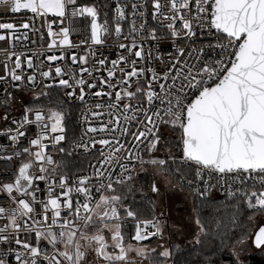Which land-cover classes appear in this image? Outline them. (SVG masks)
Here are the masks:
<instances>
[{
	"label": "snow or ice",
	"instance_id": "obj_1",
	"mask_svg": "<svg viewBox=\"0 0 264 264\" xmlns=\"http://www.w3.org/2000/svg\"><path fill=\"white\" fill-rule=\"evenodd\" d=\"M75 0H11L10 9L12 13H17L22 9L28 10L31 13L40 15L53 13L57 17H64L66 12V5H74ZM157 11L160 5H154ZM194 7V11H193ZM133 13H135L137 5H132ZM171 9L179 12V9L188 10L187 15L179 16V27L176 26L177 16L171 17L163 15L164 21H171L166 24L170 35L174 38L186 37L192 42L196 43L197 33L202 37L207 35L214 39L207 44L200 47H191L187 53L184 48H177V56L170 60V67H167L161 75H157L151 68L148 72L151 77L147 79V88L140 85L139 77L144 75L143 68L137 69L134 65L136 61L131 63L133 67L131 71H124V68H119L123 72V79L117 80L113 83L114 73L120 61H124L127 66L128 61L124 56H120L118 60L111 61L112 68L107 70V79H100L101 90L94 93L90 92L94 98L112 97V92L103 91V85L107 83L109 89L120 87L119 91H115L114 100L109 101L107 105L96 103L95 109H103L104 111H92L90 114L100 119L102 115L107 113L112 117L107 123H100L98 127L88 126L83 130L79 142L73 141V148H84L85 151L89 147H94L96 144L101 146V156L104 159L99 163L104 171L99 168L95 169L94 175L99 178L95 190L99 193V199L96 201L94 208L90 207V201L93 199L92 185L88 184V177L79 178V187H76V181L73 180V186L66 185V175L62 174L59 177V185L61 189H66L62 195L66 199L62 202L63 207L68 209V215L73 217L70 221L67 218L63 220V224H58L57 218L61 216V202L58 198H52L53 184L49 180L55 181V172L57 169L64 168L63 160H54L51 153L45 151L46 145L42 143L44 140H51L54 148L61 154H65V148H56L60 142L66 141L65 128L63 126L64 115L61 111L49 107L47 116H45L41 109L24 108V115L21 120H12L13 124L17 125L15 134L12 129H6L0 135H7L8 139L15 145L20 137L25 136V131H22L24 125L35 124L37 132L35 138H29L30 146L37 148L36 151H31L30 147H25L14 153L15 156L27 154L30 158L27 162L22 161L18 167V174L15 176L14 182H5L0 184V192L5 193L7 197L17 204L9 214H6V208L0 206V219L6 221L3 227H0V264H7L6 257L14 253L17 264H29V261L24 259L25 253L17 251L12 247V242L20 245L25 249L31 257L30 264H39L37 257L40 254V247H33L29 243H23L18 238L19 233L23 227L24 231L35 230V238L37 244L43 236L48 244L55 248L56 244L62 243L65 250L59 252V255L64 258L66 264H82L85 253L82 252L81 244L75 240L76 232L70 229L72 227L79 228L82 221L84 228L87 229L92 221L91 213L103 209L104 216L100 217V222H103L104 217H116L117 208L115 205L121 204L123 199L127 198V192H131L132 188L128 187L127 192L122 194L116 193L114 185L126 186L132 179V174L136 169V164L140 165V170H144V165H152L159 167L162 172L168 175L178 176L181 185L187 184L192 192L198 196L204 197L213 189L219 188L227 192L229 199L237 201L233 207L240 212V203L246 205L247 209L255 210L252 215L248 216L249 220L253 219L256 212H264V191L257 194L249 188L248 181L253 182L254 187L259 183L264 187V0H173ZM116 11L119 13L117 22L115 24V35L117 38L122 33V28L119 21L124 20L125 13L121 10L119 3ZM92 18L91 21V41L94 44H102L101 33L107 31L102 29L97 24L96 10L92 7L73 8L72 15H85ZM153 19L157 18V13L153 12ZM143 16V13H140ZM136 21H132L131 33L139 34V30L135 27ZM165 25H161L164 27ZM12 23H0V29H14ZM27 28L28 25L24 24ZM141 29L145 26L141 24ZM215 29V32L212 30ZM64 38L60 41L62 45H68L69 31L67 28H61ZM49 35H52L51 31ZM11 37V32H9ZM148 38L156 40L155 30L148 33ZM5 37L0 35V40ZM127 39V37H126ZM52 45H49L51 47ZM121 49H127L128 52H133L134 48H142L137 45L133 38L132 44L126 45L120 43L118 45ZM205 49L211 50L213 53L208 56ZM219 50V51H217ZM134 56L143 59L142 51L136 50ZM205 56H208L205 59ZM183 57V58H181ZM150 58V57H149ZM58 57L55 55L47 56L48 61H55ZM63 59V55L59 57ZM72 63H75L77 57H71ZM81 64L85 62V57L80 56ZM100 65L105 64L104 59L96 61ZM28 67H33L31 58H27ZM21 67L19 55L16 57L15 68ZM15 68L11 71V81H20V84L13 85L19 89L24 86L25 82L21 75H18ZM81 72L87 69L81 68ZM5 72H7V65H5ZM56 76H62V69L57 67L55 69ZM91 76V72L88 73ZM44 78H50L49 72L41 73ZM137 77V85L135 90H129L122 87V85H129L131 87L130 78ZM5 77L0 76V81H4ZM35 76H27V83L35 86ZM159 84V91L154 90V85ZM75 86L80 87L79 96L76 99L81 103L85 102V80L76 79ZM74 85L67 79L61 78L58 86L62 88H74ZM54 85L45 84V88H51ZM86 87L91 90L96 87L95 83H88ZM40 95H47V93H40L34 96V100H38ZM64 95L72 98L75 95L74 91H67ZM138 95L146 97V105H133L128 101L135 99ZM12 99L11 93H7L0 104L7 105ZM123 103L124 124L120 122V118L109 109L118 108L121 101ZM34 114V120H29L28 113ZM129 112L134 115H129ZM142 117V118H141ZM87 119V113L84 116ZM4 119H7V113ZM137 121L136 127L139 128L141 124L147 128V131L139 130L131 132L133 137L132 143L139 149V144L135 142L144 143L141 137L147 140L144 150L149 155L147 160L138 152H131L130 157H125L128 163H120L119 160H113L111 152L105 151V146L113 152H123L126 145L122 137L129 134V128L125 124ZM147 121V124L144 122ZM152 127H148V125ZM171 126L172 130L177 128L180 130V147L182 155L177 159L169 151L167 159L152 156L154 150L157 148V143L161 140V135H157L160 130V125ZM54 133V136H49ZM106 133L109 138L95 139L89 137L86 141L84 136L87 133ZM118 133V134H117ZM149 134H151L149 136ZM131 151V150H129ZM71 155V151L67 152ZM8 159L12 157H6ZM169 162L174 167H169ZM111 167H105V165ZM36 166L41 175H34L30 169ZM47 166H52L51 168ZM119 167L120 171L114 174L115 168ZM35 181H44L45 190L48 193L46 203L39 202L35 192L40 189L38 186L33 188ZM167 183V180L165 181ZM201 187L203 191H201ZM150 191L159 195L160 189L156 182L150 185ZM15 192V196L13 193ZM76 192L83 197V202L77 199L75 206H73L69 196L70 193ZM104 192L112 193L105 195ZM25 197H31V204L26 201ZM41 203L43 212L47 213L51 208L52 225H57L60 228L59 232H54L49 227L46 233H42L35 229V225L40 223L35 216H30L34 211L32 204ZM111 207L109 213L108 209ZM127 217H135L134 211L127 206H124ZM155 209L153 208V211ZM82 212L86 215H82ZM195 212V209H194ZM37 215H41L39 211ZM28 217L33 220L31 228L27 223H23V218ZM47 216L44 217L47 220ZM155 218V217H154ZM75 222V224H74ZM233 225L236 223V214L233 215ZM146 226L152 221H144ZM160 222L157 220L156 231L148 232L147 235L143 233L139 226L136 228L134 239L137 242L146 240L148 236H160L162 234L161 227L158 226ZM195 224L197 232L194 236V243L200 244V234H206V229L201 223L199 214H196ZM219 224V222H217ZM11 230V231H10ZM16 233V237L12 236ZM81 239L85 242L89 240L95 241L98 245L95 248L97 255H102L106 261L113 262V264H129L127 253L134 251L137 256L147 258L150 251L154 249H147L146 246H137L133 248L128 245L125 248L123 243V236L119 231V225L113 232L112 240L114 247L119 249L118 254H109L105 251L107 244L103 235L95 234L89 237L81 230ZM242 242V241H241ZM254 245L259 248L264 246V226H260L254 236ZM75 246V256L68 249ZM179 248V245H176ZM172 252L169 248H164L158 253V257L163 260H150V264H170L169 258ZM54 259V258H53ZM44 260H49L48 256ZM55 264H61L56 261Z\"/></svg>",
	"mask_w": 264,
	"mask_h": 264
},
{
	"label": "built area",
	"instance_id": "obj_2",
	"mask_svg": "<svg viewBox=\"0 0 264 264\" xmlns=\"http://www.w3.org/2000/svg\"><path fill=\"white\" fill-rule=\"evenodd\" d=\"M173 0H110L112 6V17H113V26H110L108 23H101L98 17V13L96 15L97 24L101 26L102 29L106 28L107 31L101 33V39L103 40L102 44H94L91 41V21L92 18L85 15H72L73 8H83L77 4L74 5H66V12L64 17H57L55 14L47 13V14H34L28 10L22 9L17 13H12L10 9L11 0H0V23H12L15 27L12 30L8 29H0V35L5 37L4 40H0V76L5 77L4 81H0V100H3L6 97L7 93H11L12 99L14 98L13 90L17 89L13 85L20 84V81H11V71L15 68L16 57L19 55L21 61V67L15 68V71L18 75L22 76L25 84L19 90L23 92L30 93L34 96L41 93L42 89H47L44 87L45 84L54 85L53 87L60 89V96L62 100L69 104L79 105V111L77 116V138L75 141L79 142V138L81 137L83 130L88 126L98 127L100 123H107L112 117L105 113L97 119L95 116L90 114L89 109L92 111H101L103 109H95L94 105L96 103H102L107 105L111 100H114V93L115 91H119L120 87L115 89H109L107 87V83L103 85V91L112 92V97H101V98H94L89 93L96 92L101 90V85L99 83L100 79H107V70L112 68L111 61L118 60L120 56H124L128 61L127 66H125L124 61H120L119 65L117 66V70L114 73V78L112 80L113 83H116L117 80L123 79V72L119 71V68H124V71H131L133 67L132 61L135 60L136 64L134 65L137 69L143 68L145 70L144 75L139 77L140 85L143 88H147V79L151 77V73L148 72V68H151L157 75H161L164 71H166L167 67H170L171 64L169 63L170 60H173L174 57L177 56V48H184L185 53L195 46L200 47L204 44L209 43L214 38L209 37L207 35L200 36L197 33V39L195 45L192 44L190 40L186 37H177L175 38V44L173 43L174 38L170 35L169 30L166 27V24L171 22L164 21L163 15H167L169 17L176 15L177 21L176 26L179 27L180 15H187L188 10L186 9H179V12L171 9V4ZM177 2H181V0H177ZM119 3L121 10L125 13L124 20L119 21L120 26L122 28L121 35L117 38L115 35V24L117 22L119 13L116 11L117 4ZM137 5L135 13H133V4ZM159 4L160 8L157 11L155 8V4ZM192 3V0H190ZM84 7H92V6H84ZM94 8V7H92ZM194 11V7H193ZM153 12L157 13V18L153 19ZM140 13H143V16H140ZM135 20L136 24L135 27L139 30V34L131 33L130 29L132 27V21ZM24 24H27L28 27H23ZM141 24L145 27L141 29ZM161 25H165L161 27ZM61 28H67L69 31L68 45H62L60 41L64 38L63 33L61 32ZM155 30V35L157 37L156 40L148 38V33L151 30ZM51 31L52 35H49ZM215 32V29L212 30ZM9 32H11V37H9ZM127 37V39H126ZM133 38L136 40L137 45L142 44V48H134L133 52H128L127 49H121L118 47L120 43H124L126 45L132 44ZM49 45H52L49 47ZM136 50H141L143 59L141 60L138 57L134 56V52ZM208 53V56H211L213 53L209 49H205ZM219 51V50H217ZM55 55L58 57L55 61H48L47 56ZM63 55V59H59ZM75 55L77 60L75 63H72L71 57ZM84 56L85 62L83 64L80 63L79 57ZM205 56V59L208 58ZM31 58L33 67L29 68L27 64V58ZM150 57V58H149ZM183 58V57H181ZM104 59L105 64L100 65L96 61ZM5 65H7V72H5ZM60 67L62 69V76H56L55 69ZM84 68L87 69L85 72H81L80 69ZM47 71L49 72L50 78H44L41 76V73ZM89 72H91V76H89ZM33 75L35 76V86L27 83V76ZM67 79L70 83L74 85V81L76 79H84L85 80V102L81 103L80 100L76 99L79 96L80 87L75 86L74 88H62L58 86L59 80ZM131 87L129 85H122L124 88H128L129 90L134 91L137 85V77L130 78ZM88 83H95L96 87L89 90L86 85ZM51 87V88H53ZM154 90L159 91V84L154 85ZM67 91H74L75 95L72 98H68L64 95ZM10 100V101H11ZM10 101L7 105L0 104V133H3L6 129H12L13 133L15 134V129L17 128L16 124L12 123V120H21L22 116L24 115V107L19 109H14L10 107ZM125 101L120 102V106L118 108L109 109L108 111H112L115 113L116 116L120 118V122L124 124V115L123 113V103ZM133 105H146V97L138 95L135 99L128 101ZM35 109H41L43 114L47 116V109L45 107H29ZM7 113V119H4L5 114ZM85 113H87V119L84 118ZM129 115H134L133 113L129 112ZM29 120H34V114L32 112L28 113ZM142 118V117H141ZM137 121L133 120L131 124H125L126 127L129 128V134L126 137H122L124 144L126 145L125 150L121 152H113L111 149L105 146L106 152H111L113 160H119L120 163H128L125 160V157H130L131 152H138L139 154L144 156V159L147 160L149 155L146 154L145 151H140L145 149V145L147 144V140L144 137H141V140L144 143L135 142L139 144V149H137L134 144L132 143L133 137L131 136V132H137L139 130L147 131V128L144 127V124H141L139 128L136 127ZM147 124V121L144 122ZM165 125H160V130L157 132V135H161L163 127ZM148 127H152V125H148ZM25 131V136L20 137L18 142L14 145L11 140L8 139L7 135H0V184L5 182H14L15 176L18 174V167L22 161L27 162L30 158L27 154H21L20 156H15L14 153L18 150H22L25 147H30L31 151L38 150L35 147L29 145L28 140L29 138H35L36 136V126L35 124H28L24 125L21 129ZM118 134V133H117ZM54 133L49 132V136H54ZM151 134H149L150 136ZM66 136V132H65ZM89 137H94L95 139L100 138H109V135L106 133H87L84 136V139L87 141ZM162 137V136H161ZM67 140V139H66ZM160 142V141H159ZM157 143V145L159 144ZM46 145L45 151L47 153H51L54 160H61V153L58 151L53 150L54 146L51 140H44L42 141ZM66 141L60 142L59 145H56V148L64 147ZM131 150V151H129ZM71 153L76 156H84L86 159L85 161H80L78 163V167L80 168L76 173L67 174L62 171V168L57 169L55 172V181L49 180V183L53 184V191L51 193L52 198H58L61 202V216L57 218L58 224H63V220L67 218L68 220L72 221L73 217L69 216L68 209L63 207V201L66 199L62 195V192L66 189H61L58 181L60 175H66V185L71 187L73 186V180L76 181L75 186L79 187V178L80 177H88L89 184L92 185V193L93 199L90 201V207L94 208L96 205V201L99 199V193L95 190V185L99 178L94 175L95 169L99 168L101 171H104V168L101 167L99 161L104 159L101 156V146L96 144L94 147H89L88 151H85L84 148H73L71 146ZM6 157H12L10 159ZM180 157V156H179ZM178 159V157H176ZM167 159V158H165ZM51 168L52 166H47ZM66 167V166H65ZM105 167H111L110 165H105ZM140 169V165L136 164V169L133 174ZM120 171L119 167L115 168L114 174ZM30 172L34 175H41L39 172L38 167L33 166L30 169ZM132 174V175H133ZM249 188L253 191H256L259 194L260 191H264V187H261L259 183H256L253 187V182L251 180L248 181ZM188 189L189 186L185 183L184 184ZM36 186L39 187V191L35 192V195L39 202L46 203L48 199V193L45 190V182L44 181H35L33 188ZM203 191V188L200 189ZM194 193V192H193ZM103 194L108 195L109 192H104ZM15 196V192L13 193ZM207 195L209 196H220L225 195L227 196V192L219 189L213 188ZM73 206H75V202L77 199H80L83 202V197L80 194L73 192L70 193L69 196ZM26 201L31 204V197H25ZM0 206H4L6 208V214H9L13 209L17 207L16 203H13L5 193L0 192ZM34 211L30 216H35L37 223L35 225V229L41 231L42 233H46L49 227L52 228L54 232H59L60 228L57 225H52V218H51V208L47 213L43 212V208L41 203L32 204ZM102 210H99V214L96 212L91 213L92 221L95 217L100 219V214ZM39 211L42 213L41 215H37L36 212ZM82 215H86L82 212ZM47 216V220L44 217ZM157 220L160 222L158 226L162 228V222L159 218H118V219H111V221H107L104 225H101L98 228H92V224L85 229L83 222L81 221L79 224V228L72 227L66 230H72L76 232L75 240L81 239V230H83L86 235L91 237L92 235L99 234L103 231H109L110 236L112 238L113 232L116 230V226L119 225V231L123 234V226L127 223L133 222L137 228L143 231L145 235L148 232H155L156 228L153 225H156ZM144 221H152L151 224L145 225ZM6 223L5 220L0 219V227H3ZM23 223H27L31 228L33 224V220L29 219L28 217L23 218ZM75 224V222H74ZM11 231V230H10ZM12 236L15 238L16 233H12ZM161 236V235H160ZM160 236H148L146 240L140 241L138 243H145L149 240L158 239ZM18 238L22 240L23 243H29L33 247H40L41 251L37 260L39 264H55L56 261H60L61 264H66L64 258L59 255V252L62 251L61 243H57L55 248L52 245L48 244L47 240L42 236L39 244H37L35 238V230L31 231H24L23 227L19 233ZM137 242V241H135ZM12 247L15 248L17 251H23L25 253L24 259L31 261V257L28 255L27 251L23 249L20 245H16L14 243V239L12 242ZM73 256H75V246L73 245ZM48 256L49 260H44V257ZM7 260V264H17L15 261L14 253L3 257ZM54 258V259H53Z\"/></svg>",
	"mask_w": 264,
	"mask_h": 264
},
{
	"label": "trees",
	"instance_id": "obj_3",
	"mask_svg": "<svg viewBox=\"0 0 264 264\" xmlns=\"http://www.w3.org/2000/svg\"><path fill=\"white\" fill-rule=\"evenodd\" d=\"M75 4L84 7L92 6L98 13L99 20L101 23H108L113 26L112 17V6L110 0H75ZM47 93V95H40L38 100H30L25 105L33 107H45L47 110L49 107L59 110L64 115L63 126L66 132V144L65 154L61 155V160H63L66 167L62 168V171L67 174L76 173L80 168L77 166L80 161H85L84 156H76L71 153L67 155L68 151H71L72 142L77 138V116L79 111V105L69 104L62 100L60 96V89L53 87L42 89L41 93ZM13 93L16 95L25 92L14 89ZM180 135L181 132L177 128L172 130L171 134L168 136L161 137L156 150L151 153L155 157L167 158L169 151L174 157L182 155V150L180 147ZM165 141V142H164ZM164 152V153H163ZM163 153L162 155H160ZM146 170H137L133 175L131 181L126 185H114L116 193L124 194L127 192V188L131 187L132 191L127 192V198L123 199L121 204L115 205L117 208L116 217H108L107 221L111 219L127 218L124 206H127L135 213L136 218H162L160 213L161 208L156 205L158 204L156 194L150 191V185L153 181H156L158 173L161 172L163 175H168L161 171L159 167L145 164ZM169 167H174L169 162ZM172 176L179 185L178 176ZM187 191L190 192L192 197V211L194 217L199 214L201 223L206 229V234L202 233L201 243L195 244L194 242L189 243L187 246H179L176 248V243L171 241L169 243V250L172 252L169 258L170 264H264V251H258L255 253L248 254L245 257V261L239 262L235 258V249L244 240L249 237L251 231V221L262 212H256L252 220L248 219L249 215H252L255 210L247 209L246 205L242 202L240 203V212L233 207L237 203L234 199H229L225 195L220 196H198L188 189L184 184L181 185ZM109 193L108 195H111ZM153 208L155 209L153 211ZM195 209V212H194ZM236 214V223L233 225V215ZM134 219L133 217H128ZM219 222V224H217ZM101 226L100 219L95 217L93 219L92 228H98ZM136 232V226L133 222L127 223L123 226V243L124 245L135 242L132 237H134ZM107 238L110 240L111 236L109 231L106 232ZM162 236L158 239L149 240L148 243H153L160 241ZM110 250H117L115 247H108ZM157 251L151 252L148 255V263L150 260H163V258L158 257ZM84 263V260L82 261Z\"/></svg>",
	"mask_w": 264,
	"mask_h": 264
},
{
	"label": "rangeland",
	"instance_id": "obj_4",
	"mask_svg": "<svg viewBox=\"0 0 264 264\" xmlns=\"http://www.w3.org/2000/svg\"><path fill=\"white\" fill-rule=\"evenodd\" d=\"M14 95L15 96L13 100L10 101V107L14 109H19L24 106L33 107L25 104L30 100H33L34 95L27 92H25L24 95ZM161 134L162 138L164 136L170 135L171 126H164ZM163 153H161L160 155H162ZM159 158L165 159L161 156ZM146 169L147 168L144 167V170ZM155 172L158 173L155 182L160 189L159 195L156 194V198L158 201V204L156 205H158L162 210L160 212L162 214V218H160L163 228L161 234L162 239L153 243L132 242L124 245L125 248H127L128 245H132L133 248L137 246H146L147 249H154L155 251L160 252L164 248H169L168 246L171 241L183 247L187 246L191 242H194L193 238L196 235L197 226L195 224V217L192 211V197L190 192L179 185V183L172 176L163 175L161 172H157V170H155ZM166 180L167 183L165 182ZM101 214L103 215V210ZM106 219H108V217H104L101 225H104L106 223ZM262 225H264V212L257 214V216L251 221V231L249 237L243 242L239 243V245L236 247L234 253L237 261L243 262L245 261V257H247L248 254L258 251H264V246L257 248L255 247L253 242L256 231ZM106 232L107 230L99 233L105 238V243L107 244L105 251L109 254H118V248L117 250H110L108 248L109 246L114 247V242L112 238H110V240L107 238L108 236ZM201 235L202 234H200V238ZM79 242L81 244L80 250L85 253V257L83 259L85 264H113V262L106 261L102 255H97L95 248L98 245L95 241L89 240L88 242H85L83 239H80ZM61 247L62 251H64V244L61 243ZM68 250H73V246ZM151 252L152 251H150L149 253ZM127 257L129 264H149L148 256L147 258L137 256L134 251L128 252Z\"/></svg>",
	"mask_w": 264,
	"mask_h": 264
},
{
	"label": "flooded vegetation",
	"instance_id": "obj_5",
	"mask_svg": "<svg viewBox=\"0 0 264 264\" xmlns=\"http://www.w3.org/2000/svg\"><path fill=\"white\" fill-rule=\"evenodd\" d=\"M108 211H109V213H110V211H111V207H109ZM262 226H264V225H262Z\"/></svg>",
	"mask_w": 264,
	"mask_h": 264
},
{
	"label": "crops",
	"instance_id": "obj_6",
	"mask_svg": "<svg viewBox=\"0 0 264 264\" xmlns=\"http://www.w3.org/2000/svg\"><path fill=\"white\" fill-rule=\"evenodd\" d=\"M102 215V214H101ZM102 216H104V212H103V215Z\"/></svg>",
	"mask_w": 264,
	"mask_h": 264
},
{
	"label": "water",
	"instance_id": "obj_7",
	"mask_svg": "<svg viewBox=\"0 0 264 264\" xmlns=\"http://www.w3.org/2000/svg\"><path fill=\"white\" fill-rule=\"evenodd\" d=\"M85 257V256H84Z\"/></svg>",
	"mask_w": 264,
	"mask_h": 264
}]
</instances>
